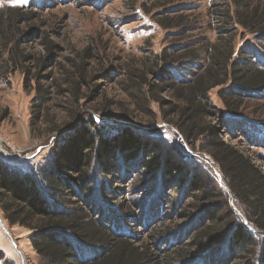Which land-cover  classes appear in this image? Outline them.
Wrapping results in <instances>:
<instances>
[{
  "label": "trees",
  "instance_id": "obj_1",
  "mask_svg": "<svg viewBox=\"0 0 264 264\" xmlns=\"http://www.w3.org/2000/svg\"><path fill=\"white\" fill-rule=\"evenodd\" d=\"M226 2V10L210 13L220 30H225L218 37L233 36L240 26L264 43V10L260 12L252 0ZM14 11L10 16L0 14V70L6 72L23 70L34 58L21 50L22 39L8 38L9 31L17 30L13 28L25 17L21 9ZM26 15L31 19L35 13ZM183 19L180 15L175 21L182 24ZM168 21L174 20L168 17L160 23L167 28ZM46 37L41 35L47 54L36 59L41 70L49 68L55 57L54 46ZM219 47L213 42L204 62L194 50L179 54L180 58L162 50L151 60L149 71L132 72L127 87L140 102L138 107L148 109L149 103L157 102L166 122L175 125L187 143L215 160L227 191L212 180L205 186V177L201 179L205 173L197 163L184 167L169 152L160 150L153 141L156 137L147 138L145 132L129 127L113 129L92 116L86 125L60 137L50 161L39 171L22 170L0 160L1 208L12 224L32 230L31 242L40 264H223L233 253L250 246L256 248L251 262L264 264V242L241 223L228 202V198L235 199L251 227L264 233V172L252 156L226 142L218 123L209 120L219 116L210 96L215 88H221L219 96L231 115L241 113L246 99L264 94V67L260 66L264 48L244 45L237 52L231 43L226 51ZM189 56L198 71L181 62ZM179 63L183 67L177 70L174 65ZM25 70L32 76L30 69ZM40 78L38 75L35 89L41 110L51 92L43 89ZM162 92L170 98H161ZM256 133L264 135L263 131ZM255 140L264 143L263 138ZM139 168L143 175L137 184L140 193L131 207L120 198L110 202L111 195L117 194L109 177L119 173L123 180L130 175L129 169ZM177 186L181 196L176 207L183 211L186 222L162 227L167 213L164 193ZM191 231L189 249L182 244V233ZM137 233H146L145 239L137 240Z\"/></svg>",
  "mask_w": 264,
  "mask_h": 264
},
{
  "label": "rangeland",
  "instance_id": "obj_2",
  "mask_svg": "<svg viewBox=\"0 0 264 264\" xmlns=\"http://www.w3.org/2000/svg\"><path fill=\"white\" fill-rule=\"evenodd\" d=\"M226 1L0 0V14L10 16L17 8L25 14L24 20H19L13 28L17 30L9 31L8 38L13 41L22 39L21 50L34 56L30 63L24 64L23 70H0V160H6L22 170L39 171V167L50 161L60 137L81 124L86 125L94 116L112 125L113 129L121 131L129 127L145 132L147 138L156 137L153 141L160 150L169 152L170 157L182 162L184 167L195 161L198 169L205 173L201 177H205V186H209L207 181L212 180L217 188L227 191L215 160L199 151V147L187 143L175 125L167 123L162 117L157 102L149 103L148 109L142 105L138 107L140 102H136L132 89L127 87L132 72L142 68L149 71L151 60L162 50L176 58L194 50L204 62L213 42L219 43V48L225 51L230 43L237 52L244 45L247 49L254 46L263 49L264 43L256 40V34L240 26L233 36L222 33L226 37H218L225 30H220L219 23L212 20L210 13L226 10ZM252 5H259L260 12L264 10V0H252ZM32 11L35 15L29 19L26 14ZM180 15L184 18L182 24L175 21ZM168 17L174 21H168L169 27L165 28L160 21ZM41 35L43 38L47 36V42L54 46L55 57L45 70L36 66V59L47 54ZM0 49H3L1 36ZM183 60V64L189 63L195 66L193 70L198 71L199 66L190 56ZM183 64H175L174 67L178 70ZM260 66L264 67V63ZM25 69H30L32 76ZM38 75H41L39 83L43 89L51 92L50 100L41 110L35 89ZM220 89L210 92L219 116L209 120L218 123L226 142L252 156L264 172V143L255 140L264 139V135L256 133L264 132V94L259 98L246 99L241 113L231 115L219 96ZM159 96L170 98V94L164 92ZM38 114L41 117L36 120ZM139 172L141 168L129 169L130 175L123 180L119 179V173L109 177L110 185L117 194L111 195L116 199L111 198L110 202L115 203L120 198V202L125 200L126 205L131 207L133 198L140 193L137 184L143 175ZM180 196L178 186L164 193L167 213L162 227L186 222L183 211L181 213V209L176 207ZM228 202L241 223L245 227L250 226L253 236L264 242V233L251 227L250 220L236 200L228 198ZM1 207L0 264H40L31 242L32 230L12 224ZM182 236V244L191 249L192 231L186 235L182 233ZM136 237L143 240L146 233H137ZM255 250L250 246L242 253H233L223 264H251Z\"/></svg>",
  "mask_w": 264,
  "mask_h": 264
},
{
  "label": "snow or ice",
  "instance_id": "obj_3",
  "mask_svg": "<svg viewBox=\"0 0 264 264\" xmlns=\"http://www.w3.org/2000/svg\"><path fill=\"white\" fill-rule=\"evenodd\" d=\"M24 2H27V0H24Z\"/></svg>",
  "mask_w": 264,
  "mask_h": 264
}]
</instances>
